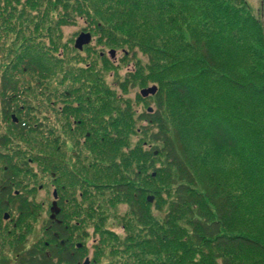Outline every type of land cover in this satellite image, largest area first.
<instances>
[{
  "label": "trees",
  "instance_id": "16d2710c",
  "mask_svg": "<svg viewBox=\"0 0 264 264\" xmlns=\"http://www.w3.org/2000/svg\"><path fill=\"white\" fill-rule=\"evenodd\" d=\"M11 2L16 38L27 39L16 56L24 72L41 76L62 68L64 57L36 48L38 43L27 34L32 27L24 23L26 9L44 6L45 19L35 26L42 27L61 3L69 14L85 17L89 31L93 27L100 32L101 41L107 32L117 31L119 42L141 48L152 63L145 68L137 60L143 74L160 84L157 109L142 112L140 118L155 130L151 140L162 144L166 170L175 171L174 195L169 197L164 223L158 221L159 227L155 223L152 228L153 205L145 199L143 187L131 182L115 184L128 195L130 210L145 230L137 234L145 244L130 256L133 264H264V23L245 0H0V16L14 13L9 12ZM54 23H48L47 29ZM139 71L128 72L123 86L138 81ZM11 78L6 69L1 84L7 116L15 111L13 98L19 91V81ZM164 88L178 110L176 126L179 133H185L186 154L168 134L162 115ZM69 105L68 114L81 110L77 103ZM16 128L21 133L27 129L21 123ZM0 139L1 145H7L5 137ZM140 156L147 159L143 153ZM38 163L61 172L55 160L39 159ZM77 174L67 170L72 185L77 184ZM15 178L10 169L5 184ZM10 189L11 185L3 189V195ZM17 194L9 192L10 197ZM17 198L22 202L19 208L28 213L30 201ZM64 219L63 224L59 217L50 221L52 243L47 249L32 247L19 254L16 264H85L87 249L70 241L76 224L66 214ZM97 227L100 234L118 239L113 230ZM105 235L100 241L107 244ZM130 237L129 241L140 239L133 231ZM146 243L155 251L147 250ZM112 253L119 256L112 258V264H129L123 251Z\"/></svg>",
  "mask_w": 264,
  "mask_h": 264
},
{
  "label": "rangeland",
  "instance_id": "374dc122",
  "mask_svg": "<svg viewBox=\"0 0 264 264\" xmlns=\"http://www.w3.org/2000/svg\"><path fill=\"white\" fill-rule=\"evenodd\" d=\"M245 2L251 13L264 23V0ZM8 5H12L9 12L14 13L0 16V138L8 140L7 145H1L0 139V264H16L20 253L32 247L45 250L52 243L50 221L57 218H52L57 215L53 211L54 192L62 188L65 214L76 224L70 241L87 249L86 264H112V258H119L118 253H112L115 249L123 251L122 256L133 264L130 256L141 251L145 244L142 235L137 234L145 230L130 210L128 195L115 184L131 182L143 187L145 199L153 205L152 228L155 223L159 227L158 221L164 223L169 197L174 195L175 171L166 170L163 146L152 142L150 134L155 130L140 118L142 112L157 109L160 84L143 74L137 60L145 68L152 63H148L147 53L141 48L119 42L117 31L107 32L101 41L100 32H95L93 27L94 31H89L90 22L85 17L69 14L61 3L56 13L52 11V20L43 21L42 27L35 26L45 17L44 6L42 10L26 9L24 23L32 27L27 34L38 43L36 48L50 50L53 57H64L62 68L50 69L41 76L24 72L16 56L24 49L27 39L17 40L15 9L12 2ZM51 22H56L57 27L54 23L53 28L47 29ZM82 33H90L91 41L79 49L76 41ZM51 38L55 43L51 44ZM135 68L140 69L136 72L138 81L123 86L126 74ZM6 69L11 73L10 81H19L18 94L13 98L16 97L15 111L10 116L6 115L5 100L2 101L1 78ZM145 76L147 82L142 80ZM153 86L157 87L154 94L141 93ZM167 88L162 93V115L168 134L186 154L185 133H179L176 126L178 110ZM73 103L79 104L81 110L68 114L72 110L69 104ZM17 123L27 127L22 130L24 133L16 128ZM142 153L147 159L142 160ZM39 159L55 160L61 172L43 167ZM10 169H14L16 178L12 184H5ZM67 170L80 174L74 178L76 185H72ZM9 185L10 194L18 191L15 197H10L9 192L3 195V188ZM19 196L30 201L28 213L19 208L22 203ZM99 225L113 230L118 239L113 240L109 233V236L100 234ZM132 231L140 239L129 241L133 238ZM104 235L109 238L107 244L100 241ZM146 244L147 250L155 251Z\"/></svg>",
  "mask_w": 264,
  "mask_h": 264
},
{
  "label": "water",
  "instance_id": "95a60500",
  "mask_svg": "<svg viewBox=\"0 0 264 264\" xmlns=\"http://www.w3.org/2000/svg\"><path fill=\"white\" fill-rule=\"evenodd\" d=\"M90 41H91V34L90 33H82L80 35V37L77 39V41H76V46L79 49H82L83 48V45L90 43ZM112 54L114 55V52H112ZM156 91H157V87L153 86L152 88L143 90L141 93L144 96H148L150 93L154 94ZM149 111H152V109H150ZM55 196H56V192H55ZM53 206H54L53 207V211H56L57 212L58 209H57V203H56V201L54 202ZM55 208H56V210H55ZM55 216L56 215H52V218H54Z\"/></svg>",
  "mask_w": 264,
  "mask_h": 264
},
{
  "label": "flooded vegetation",
  "instance_id": "af4514ba",
  "mask_svg": "<svg viewBox=\"0 0 264 264\" xmlns=\"http://www.w3.org/2000/svg\"><path fill=\"white\" fill-rule=\"evenodd\" d=\"M77 176H80V174L78 173ZM62 177V175H61ZM8 186L4 187L3 189H6ZM63 189H61V191H56V201H57V207L58 208V211H57V217H59V222L60 223H64L65 221V203H66V200H65V197H64V193H63ZM18 193V191H17ZM7 201H6V205H7Z\"/></svg>",
  "mask_w": 264,
  "mask_h": 264
}]
</instances>
